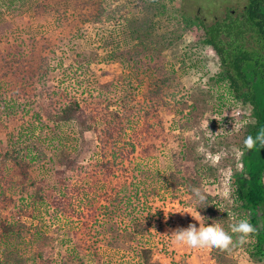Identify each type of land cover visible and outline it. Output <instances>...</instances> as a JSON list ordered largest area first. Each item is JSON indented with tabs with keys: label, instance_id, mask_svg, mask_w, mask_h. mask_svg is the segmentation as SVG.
Instances as JSON below:
<instances>
[{
	"label": "trees",
	"instance_id": "16d2710c",
	"mask_svg": "<svg viewBox=\"0 0 264 264\" xmlns=\"http://www.w3.org/2000/svg\"><path fill=\"white\" fill-rule=\"evenodd\" d=\"M66 1L0 0V23L30 9L39 18L46 13L58 14ZM172 1L72 0L79 21L94 20L112 26L107 38L112 52L117 53L120 46L134 50L129 54L133 64L130 81L136 79L135 89L144 85L146 92L130 90L119 109H112L109 103L101 108L99 95L83 103L51 83V76L65 64L55 49L57 44L49 37L31 28L12 27L5 32L7 54L3 56L0 50V264H102L98 251L102 243H133L148 231L143 217L136 212L135 196L156 195L160 175L136 154L140 147L150 146L146 139L151 135L160 138L158 146H167L171 136L175 137L163 135L158 106L165 105L179 117L196 107L189 104L183 92L181 71L173 68L167 73L154 72L149 63L142 74L137 69L139 63H144L143 51L155 46L158 39L172 41L179 34L177 26L171 33L162 31L169 21L167 10ZM184 16L186 25H196L201 40L219 56L218 71L212 76L221 89L219 96H230L233 104L245 109L234 132L233 144L243 150V168L232 175V201L225 209L226 215L230 213L226 231L233 236L235 246L247 247L252 264H264V139H257L252 149L244 145L248 136L264 138V0H247L228 20L208 23L199 16ZM23 31H28V37ZM45 40L52 44L49 50L36 54ZM34 60L38 63L31 68ZM26 63L30 65L26 78L16 80L10 76L13 65ZM192 63L200 68L197 60ZM141 119V126L134 125ZM227 119L223 117L218 127L226 128ZM209 125L208 142L215 137L218 142L229 139L228 130L218 134L214 124ZM90 130L96 133L99 151L97 157L85 162V152L91 145L87 136ZM55 145L51 153L49 146ZM187 147L182 142L181 150H174L170 182L176 189L180 184L191 190L199 187L210 202L205 184L211 183V167L205 168L198 156L187 155ZM103 188L109 189L101 196ZM1 209L7 210L2 213ZM48 213L67 219L61 236L49 232ZM245 217L257 230L240 243V234L232 233L230 225ZM109 220L117 225L121 221L118 228L125 230L127 239ZM125 220L130 224H122ZM95 221L103 225L94 229ZM230 251L213 249L216 264H232ZM136 255L142 264H163L155 258L151 246L138 244Z\"/></svg>",
	"mask_w": 264,
	"mask_h": 264
},
{
	"label": "rangeland",
	"instance_id": "374dc122",
	"mask_svg": "<svg viewBox=\"0 0 264 264\" xmlns=\"http://www.w3.org/2000/svg\"><path fill=\"white\" fill-rule=\"evenodd\" d=\"M229 1L232 7L238 9L247 3V0ZM168 6L169 21L163 25L162 31L171 33L177 26L179 34L175 35L172 41L158 39L155 46L143 51L141 58L144 63H139L137 69L141 70L140 75L148 65L146 63H149L154 72L159 70L167 73L173 68L181 71L184 74L181 83L185 88L183 92L187 94L189 104H196V107H193L191 111L188 109L186 111L190 112L188 115L179 117L165 105L158 106V120L163 124V135L174 134L175 137L171 136L167 146H158L160 138L151 135L146 139V144L149 143L150 146L148 148L140 147L136 154L138 160L158 171L160 175V180L157 182L160 191L156 195L135 196L136 212L138 211L143 217L148 231L142 238L138 237L139 239L133 240V243L131 241L113 245L108 242L102 243L98 248L102 264H142L136 255L138 244L151 246L154 249L155 258L163 264H216L213 249L193 250L187 246L173 243L170 235L178 227H188L191 224L199 227L202 223L201 220L189 213L176 212L197 207L193 203L192 190L183 184H180L176 189L169 179L170 171L174 169V150H181L182 142L187 143L188 147L185 149L187 155L198 156L205 168L206 166L211 167L209 173L211 183L209 186L205 184V189L211 194L209 205H207L210 209L205 211L200 208L204 214L205 226L216 223L225 230L229 226V213L227 212L226 215L225 209L232 201V175L236 170L243 168V150L235 143L233 144L236 136L234 132L239 127L243 118L241 114L245 109L243 110V107L238 103L233 104L230 96L226 99L219 96L221 89L217 88L218 84H215L212 78L220 65L219 56L213 47L201 40L199 28L194 24L186 25L187 22L184 20V15L196 18V14L200 13L208 23H211L215 17L224 13L223 6L218 2L211 5L204 0H185L184 4L183 0H173ZM76 12L72 0H67L62 11L58 14L46 13L44 17L39 18L30 9L22 16H10L6 20L7 22L0 23V50L3 56L7 54L5 39L7 40L8 37L5 38V32L8 33V28L38 30L57 44L55 49L65 64L64 67L54 72V77L51 76L52 84L55 83L65 88L71 96H76L83 103L91 97L99 95L102 99L101 108L109 103L112 109H119L120 101L128 96V92L131 90L137 93L136 90H138L135 89L138 84L136 79L131 82L129 77L133 69V64L129 61V54L134 50L127 46H120L117 53L112 52V45L108 43L107 39L112 26L94 20L79 21ZM27 32L23 31V35L26 37H28ZM1 37L4 39L2 40ZM49 42L45 40L42 49L39 50L38 47L36 54H39V51L49 50V46L52 45ZM14 49L13 52L17 54L15 47ZM193 60L200 62L199 69L192 66ZM37 63L38 60H34L31 68ZM67 65L69 67L64 70ZM134 66L136 67V65ZM9 70L12 71L11 77L21 80L27 77L30 65L28 63L17 67L13 65ZM138 91L139 93L146 92L144 85ZM220 100L223 101V106ZM233 109L238 113L237 117L241 116V119L233 115ZM225 116L229 118L227 127H218L223 123ZM142 120L134 125L140 124L139 126H141ZM208 123L209 126L214 124L218 134L228 130L229 139L218 142L215 137V141L208 142L206 136V127L210 128L207 126ZM176 135L179 136V139L176 138ZM87 136L91 145L85 152V162H88L92 157H97L99 151L96 133L90 130ZM151 143H155L157 146L152 147ZM55 147L56 145L49 146L51 153L55 152ZM108 189L100 190L101 196ZM6 210L1 209V212L5 213ZM50 213L46 215L47 221L51 223L49 232L61 236V230L65 227L64 223L67 222V219L61 215L59 217L51 216ZM77 217H74V220ZM105 218L110 217L106 216ZM23 219L27 222L31 221L28 217ZM109 221L115 230H119L118 232L124 234V238L127 239L128 235L125 230L118 228L121 221L119 220L118 225L114 221ZM122 224L129 225L130 221L125 220ZM102 225L99 221H95L93 228H100ZM230 253L231 259L233 258L232 264H252L245 245L232 247ZM227 256L229 257V254Z\"/></svg>",
	"mask_w": 264,
	"mask_h": 264
},
{
	"label": "clouds",
	"instance_id": "9594fccd",
	"mask_svg": "<svg viewBox=\"0 0 264 264\" xmlns=\"http://www.w3.org/2000/svg\"><path fill=\"white\" fill-rule=\"evenodd\" d=\"M233 115L237 117L238 113L233 109ZM217 117V116H216ZM257 139L248 136L244 140V145L248 149H252ZM192 193L194 194L193 203L197 205L196 208H186L176 212L189 213L195 218L202 221L199 227L195 224H191L188 227H178L171 232V238L173 243L187 246L193 250H209L219 248L221 250H231L234 247L233 236L229 231H226L218 224L205 226L203 216L200 211L201 206H207L209 203L207 194L199 187H193ZM230 215V213H229ZM232 233H238L240 243L246 242L248 236L256 232V227L245 217L239 219L238 222L230 225Z\"/></svg>",
	"mask_w": 264,
	"mask_h": 264
},
{
	"label": "flooded vegetation",
	"instance_id": "af4514ba",
	"mask_svg": "<svg viewBox=\"0 0 264 264\" xmlns=\"http://www.w3.org/2000/svg\"><path fill=\"white\" fill-rule=\"evenodd\" d=\"M204 1H207L209 4H213L214 2H218V3H221L222 6H223V14L219 17H215V19H221V20H224V19H229V17L232 15V14H236L238 11H240L241 9H238L236 7H232L230 5V1L229 0H204ZM185 3V0H183V4ZM185 7V6H184ZM186 9V7H185ZM201 17L203 18L205 21H206V18L203 17L200 13L196 14L195 17Z\"/></svg>",
	"mask_w": 264,
	"mask_h": 264
}]
</instances>
